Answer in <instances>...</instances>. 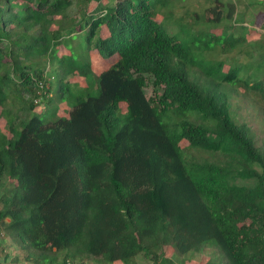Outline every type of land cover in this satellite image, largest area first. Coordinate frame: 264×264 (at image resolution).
<instances>
[{
    "label": "trees",
    "instance_id": "1",
    "mask_svg": "<svg viewBox=\"0 0 264 264\" xmlns=\"http://www.w3.org/2000/svg\"><path fill=\"white\" fill-rule=\"evenodd\" d=\"M235 15L224 0H0L3 259L11 244L31 264H264V133L237 111L264 116V74L251 84L206 53L241 42ZM81 33L84 65L69 49ZM43 103L68 114L40 126Z\"/></svg>",
    "mask_w": 264,
    "mask_h": 264
},
{
    "label": "rangeland",
    "instance_id": "2",
    "mask_svg": "<svg viewBox=\"0 0 264 264\" xmlns=\"http://www.w3.org/2000/svg\"><path fill=\"white\" fill-rule=\"evenodd\" d=\"M200 0H188L190 4H195L199 2ZM209 0H201L202 4L205 5L208 4ZM226 2H234L236 4L237 8V15H235L232 19L228 20V24L234 25V36L241 37V42L236 45L234 48L231 49V54L228 52H221L222 49L218 48L216 50L207 51L206 53L210 55L211 58L220 57V59L223 60H231L236 64H239L243 66L241 72H240V79H249L250 83L253 84L259 74H264V45H262L263 41V35L262 32H264V1L259 0H224ZM97 4L92 3L89 5L90 9H93L96 7ZM196 10H200L199 6H193L192 12H196ZM238 17V18H237ZM237 18V19H236ZM245 20V22H243ZM242 25H246L250 27L252 30H244L242 28ZM236 28V29H235ZM221 30V29H220ZM215 29L213 31L214 34H216V31H220ZM254 30V31H253ZM108 31L105 30L102 33L103 37H107ZM86 37L84 33H81L79 35H75L72 37V39L69 41V49L73 51V54L75 56V63L77 64H83L87 61V48H86ZM67 50L63 45L58 48L57 56L64 57L68 56ZM231 56V57H230ZM117 57L115 55L107 58L106 61H102L100 64L96 65V72L100 73L102 70H104L107 66V61L109 63H112L113 59H116ZM61 64L64 66L65 64L61 62ZM230 64H226L224 68H229ZM97 73H95L97 75ZM148 85L146 86V94L148 97H151L153 100V103L160 104L159 96L162 92V90H156L153 86V78L148 77ZM236 89L239 91L240 94L244 93L245 86L243 84L242 80H239L236 82L235 85ZM250 96H253V92L249 93ZM243 107H239L237 109L238 114L240 116V120L247 121L251 126H253L254 129H259L261 134L264 133V116L261 114V106L258 104H254L252 107H248L245 103H243ZM125 104H122V108L125 109ZM39 108V124L40 126H47L53 119L54 112L57 113V115H67V107H65L63 104L59 105L58 108L52 109L48 108L47 105L44 103L38 107ZM179 116H174V119H177ZM5 125V120L0 117V126ZM39 126V130H41ZM4 127V126H3ZM181 150L184 151L186 154H189L190 147L189 143L186 140H183L180 143ZM7 248L9 253H11V257L17 256L19 258L18 262H12L11 260H5L3 259V256H0V264H31L27 263L25 260V251L21 250L15 246H12L11 244H7ZM218 250V248H216ZM219 251V250H218ZM166 255L169 257H172L174 259H177L178 257L181 259L184 257V255H177V251L172 246H167L165 249ZM221 253V252H220ZM219 252L214 255V260L211 263L209 259V254L204 253L198 257H196L194 260L189 261L188 264H222V255ZM150 261L148 259L143 258L142 256H139L137 258H131L129 260L124 261H118L115 264H149Z\"/></svg>",
    "mask_w": 264,
    "mask_h": 264
}]
</instances>
